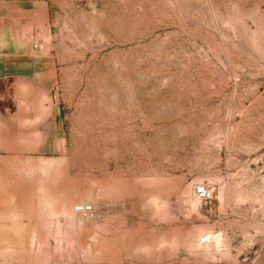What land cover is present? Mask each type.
Masks as SVG:
<instances>
[{
    "label": "rangeland",
    "instance_id": "374dc122",
    "mask_svg": "<svg viewBox=\"0 0 264 264\" xmlns=\"http://www.w3.org/2000/svg\"><path fill=\"white\" fill-rule=\"evenodd\" d=\"M0 54V264H264V0H0Z\"/></svg>",
    "mask_w": 264,
    "mask_h": 264
},
{
    "label": "crops",
    "instance_id": "0c3cea01",
    "mask_svg": "<svg viewBox=\"0 0 264 264\" xmlns=\"http://www.w3.org/2000/svg\"><path fill=\"white\" fill-rule=\"evenodd\" d=\"M5 56L0 54V79L3 78L5 76V71L7 69V60L6 58H4ZM48 102V101H47ZM50 110L48 112V115H47V122L49 120L50 121V124L51 126H55V120H56V111H55V105L53 104V101L50 99ZM52 111V112H51ZM16 120H17V124L18 125H21L22 127V132H19L18 136H19V140H20V137L22 136V139H21V142L24 144V149H30V141L25 139V137H30V130H24L26 127H28L30 125V115L27 114V112H25L24 110L23 111H19L18 113H15L14 114ZM3 118H7L6 116H3ZM44 134H48L51 135L52 133L51 132H48V133H44ZM54 134H56L54 132ZM45 142V140H44ZM28 143V144H27ZM25 144L27 145V147H25Z\"/></svg>",
    "mask_w": 264,
    "mask_h": 264
},
{
    "label": "built area",
    "instance_id": "2783aa9c",
    "mask_svg": "<svg viewBox=\"0 0 264 264\" xmlns=\"http://www.w3.org/2000/svg\"><path fill=\"white\" fill-rule=\"evenodd\" d=\"M54 93L57 92L58 87L53 88ZM195 195L199 201L206 202L212 198L211 192L204 185H198L195 190ZM74 212L77 213L82 219H87L92 216V208L89 205L80 204L75 206Z\"/></svg>",
    "mask_w": 264,
    "mask_h": 264
}]
</instances>
